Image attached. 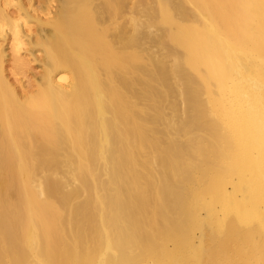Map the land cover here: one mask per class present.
<instances>
[{
  "label": "bare ground",
  "instance_id": "bare-ground-1",
  "mask_svg": "<svg viewBox=\"0 0 264 264\" xmlns=\"http://www.w3.org/2000/svg\"><path fill=\"white\" fill-rule=\"evenodd\" d=\"M146 261L264 264V0H0V264Z\"/></svg>",
  "mask_w": 264,
  "mask_h": 264
},
{
  "label": "rangeland",
  "instance_id": "rangeland-1",
  "mask_svg": "<svg viewBox=\"0 0 264 264\" xmlns=\"http://www.w3.org/2000/svg\"><path fill=\"white\" fill-rule=\"evenodd\" d=\"M227 187L230 189V187H229V185H227ZM195 233H197L196 235H198V232L196 231ZM167 246V248H171L172 246H171V243H168V244H166ZM171 246V247H170ZM147 257V256H146ZM147 263V261L145 262V263H143V264H146Z\"/></svg>",
  "mask_w": 264,
  "mask_h": 264
}]
</instances>
